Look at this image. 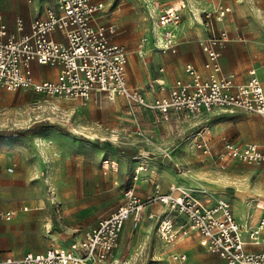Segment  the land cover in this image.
Wrapping results in <instances>:
<instances>
[{
	"label": "rangeland",
	"instance_id": "rangeland-1",
	"mask_svg": "<svg viewBox=\"0 0 264 264\" xmlns=\"http://www.w3.org/2000/svg\"><path fill=\"white\" fill-rule=\"evenodd\" d=\"M9 1L17 16L23 15L27 0ZM98 1L106 6L101 13V19L108 18L105 24L115 23L121 29L114 38L130 35L126 53H136L148 32L155 2L182 12L181 35L189 41L196 40L198 32L205 33L204 14L212 15L219 3L231 9L219 24L230 35L258 31L260 25L264 28V0ZM4 5L6 1L1 0V9ZM215 22L213 18L214 29ZM123 107L125 103L117 101L76 107L73 101L46 97L31 89L0 87V212H14L8 220L0 217V257L43 252L51 246L67 248L120 205L128 189L146 198L150 194L146 176H151L146 172L147 161L160 163L167 185L163 191L175 180L183 182L166 193L179 187L198 200L209 201L207 204L227 199L239 219L248 207L250 211L263 208L264 164L248 166L230 160L226 169L219 170L213 162L203 160L201 149L191 146L185 134L162 146L144 142L133 113L126 114ZM37 122L55 128L41 129L29 138L20 134ZM11 135L14 137L7 138ZM144 148L148 157H157L141 156ZM166 148L173 152L155 155L163 156ZM149 211L159 218H150ZM164 211L166 206H148L139 225L133 226L129 220L106 264H178L172 255L183 251L187 264H219L220 258L199 237L180 244L164 241L158 231Z\"/></svg>",
	"mask_w": 264,
	"mask_h": 264
},
{
	"label": "built area",
	"instance_id": "built-area-1",
	"mask_svg": "<svg viewBox=\"0 0 264 264\" xmlns=\"http://www.w3.org/2000/svg\"><path fill=\"white\" fill-rule=\"evenodd\" d=\"M45 1V17L33 20L27 34L10 32L0 20V87L9 91L31 89L46 97L78 101L82 105L93 94L101 93L108 100L121 96L129 107L146 108L161 114L183 112L194 118L200 111L218 109L231 113L239 110L256 113L264 119L261 82L253 78L237 83L234 74L219 75L218 65H214L207 77H202L187 64L188 82L179 80L175 83V91L169 95L147 99L142 91L128 86L126 49L111 43L109 38V34L117 31L116 26L104 27L93 21L103 8L102 3L92 0ZM152 8L156 49L173 53L178 44L176 31L182 14L156 2ZM229 12L228 6L219 5L212 15L204 14L209 35L200 41V45L211 62L219 58L220 48L229 40L225 30L214 29L213 18L216 22L221 21ZM16 30H22L20 18L16 19ZM56 32L63 35L64 41L52 37ZM148 39L142 36L138 55L145 53ZM34 61L40 65L58 66L57 77L54 80L34 79L31 69ZM138 134L143 136V130ZM189 140L191 146L210 154L209 142L201 137ZM222 142L217 153L221 168L234 159L249 165L264 164V144L242 145L225 138ZM123 197L120 205L85 230L69 247L51 246L43 252L7 256L0 258V264H106L118 245L124 224L131 220L133 226L139 225L146 206L155 202L166 206L158 227L164 241L176 242L196 235L210 253L220 258L219 264H264V249L250 252L244 247L246 243H264V212L250 227L247 220L237 221L227 199L220 198L214 204H207L179 187L167 193L155 190L144 199L128 189ZM13 214L8 210L0 212V217L8 220ZM148 214L150 218H159L151 211ZM172 258L178 264H187L184 252L174 254Z\"/></svg>",
	"mask_w": 264,
	"mask_h": 264
},
{
	"label": "crops",
	"instance_id": "crops-1",
	"mask_svg": "<svg viewBox=\"0 0 264 264\" xmlns=\"http://www.w3.org/2000/svg\"><path fill=\"white\" fill-rule=\"evenodd\" d=\"M5 1L6 5H4V9H1L0 7V20L7 26L10 32H15L16 34H27L30 31V25L33 20L45 17V10L47 6V1L45 0H35L33 2H28L27 0L28 3L26 4L25 11L20 17L16 14L15 6L10 3L9 0ZM92 2L102 3V1L98 0H92ZM158 3H160L163 7L171 8L161 2ZM102 4L103 8L93 20L94 23L104 27L109 25L116 26L117 31L113 34H109L110 42L119 44L126 49V45L128 46L130 44V35H122L121 37L114 38L115 35L121 32V29L115 23H108L106 25L105 23H107L108 18L101 19V13H103L106 8L105 3ZM219 5L229 7V5L225 3H219L218 6ZM178 11L182 14L180 10ZM229 14L230 12L226 14L223 20L215 22V30H225L227 35H229V40L220 48L221 55L214 62L209 60L207 54L204 53L200 45V41L209 35V31L206 26H204L205 33L198 32L199 37H197L194 41H189L186 36L181 35V25L184 21L182 14V21L176 31V35L178 37L176 51L173 53H162L156 49L157 46L154 37L156 30L154 29L152 20V24L148 32L143 35L149 38L145 45L146 51L143 56L137 54L138 47L136 49V53L131 51L126 53L127 61L125 65V73L128 86L142 91L146 98L150 100L167 96L171 92L175 91V83L177 81L182 80L184 82H188L190 80V76L187 72H185V67L187 64H191L202 77H207L212 72L214 65H218L219 75L234 74L235 81L237 83H245L250 81V79L256 78L261 82V85L264 88V28L260 25L258 31H251L247 34L236 33L234 36L230 35L226 28L219 27V24L222 23ZM17 18L22 20V30L20 32L16 30ZM52 37L55 40L64 41L63 35L58 32L53 33ZM31 69L33 77L36 80H54L59 72L58 66L40 65L35 61L31 63ZM116 101L121 105H123V102L125 103V107H123L124 111L126 114L133 113L132 115H134L136 120L135 126L142 129L144 132V135L142 136L143 141L155 143L154 146H158L157 144H161L160 146H162L163 142H172L173 140L177 141L178 139H182L181 136L183 134H185V138L189 142V139L200 134L203 139L210 143L211 152L210 154H205L198 149L201 151V153L199 151V155H201L204 161L208 160L211 163L213 162L219 170L226 169L229 166L230 161H227L225 167L221 168L219 159H217V153L221 149L223 143L222 140L224 138L242 145L251 142L264 144V119L260 115L253 112L247 113L236 110L230 113L217 109L214 112L200 111L194 118H192L183 112L176 113L171 111L169 113L161 114L146 108L129 107L123 97L117 96L113 100H108L105 95L101 93L93 94L91 99L83 105L78 101L73 102L76 107H82L88 105L90 102L99 104L101 102L114 103ZM194 125L199 126L194 127ZM148 148L151 150L153 146ZM169 149L170 148H166V150H164L163 156L162 154L155 155H161V157L170 155L173 151ZM196 151L193 150L192 152ZM147 152L145 151L140 155L144 156V158L157 157H148ZM245 165L250 166L249 164ZM161 168L160 163L158 162H146V172L151 174V176H146V185L148 186L147 190H150V194L147 195H152L155 190L159 193H164L169 188L183 183L175 180L169 183L167 189L163 191L167 185L165 184V179L161 177V175H163ZM172 178L173 180L175 179V177ZM148 206L162 207L159 203L155 202L147 205L145 210H147ZM246 212V215L241 219H239L234 212L233 214L237 221L244 222L247 220L249 226L253 227L264 212V206L259 211H255V209L250 211V207H248ZM128 224L129 221L124 224L121 234L125 233L124 230ZM197 237L198 236L196 235L183 237V239H178L175 243L180 244V242L183 243L184 241L194 240ZM244 247L250 252L260 251L264 249V243H246ZM7 256L16 255L6 254L0 258Z\"/></svg>",
	"mask_w": 264,
	"mask_h": 264
},
{
	"label": "trees",
	"instance_id": "trees-1",
	"mask_svg": "<svg viewBox=\"0 0 264 264\" xmlns=\"http://www.w3.org/2000/svg\"><path fill=\"white\" fill-rule=\"evenodd\" d=\"M54 125H51L47 122H37L34 123L33 125L29 126L26 130L20 132V134L24 137L29 138L31 135H33L34 133H36L37 131L41 130V129H47V128H55ZM58 128V127H56Z\"/></svg>",
	"mask_w": 264,
	"mask_h": 264
},
{
	"label": "bare ground",
	"instance_id": "bare-ground-1",
	"mask_svg": "<svg viewBox=\"0 0 264 264\" xmlns=\"http://www.w3.org/2000/svg\"><path fill=\"white\" fill-rule=\"evenodd\" d=\"M14 137V135H11V136H7V138H13Z\"/></svg>",
	"mask_w": 264,
	"mask_h": 264
}]
</instances>
